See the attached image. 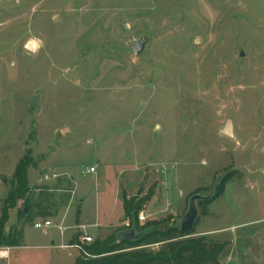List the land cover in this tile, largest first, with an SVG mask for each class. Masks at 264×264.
<instances>
[{
  "label": "rangeland",
  "instance_id": "rangeland-1",
  "mask_svg": "<svg viewBox=\"0 0 264 264\" xmlns=\"http://www.w3.org/2000/svg\"><path fill=\"white\" fill-rule=\"evenodd\" d=\"M24 158L29 191L3 225L15 241L41 219L69 246L115 238L124 204L147 230L180 228L226 178L192 233L139 249L203 238L218 264H264V0H0V218ZM43 234L28 229L11 264L90 254Z\"/></svg>",
  "mask_w": 264,
  "mask_h": 264
},
{
  "label": "trees",
  "instance_id": "trees-1",
  "mask_svg": "<svg viewBox=\"0 0 264 264\" xmlns=\"http://www.w3.org/2000/svg\"><path fill=\"white\" fill-rule=\"evenodd\" d=\"M30 164L31 162L26 158L20 161L15 172L17 189L5 201L1 209L0 247H14L19 242L15 241V237L11 234H3V225L7 222L8 212L16 204L17 199L23 197L29 191L27 169ZM227 181L226 178L222 179L219 183L220 188L217 191L214 190L212 199L199 203H209L220 197L224 193ZM124 211L130 227H135L137 232L139 229L140 232L138 233H143V236L137 241L117 242L115 235V238L111 237L103 242L96 240L86 244L87 246L84 249L82 247V251L87 255L90 253L89 256L81 254L76 258L74 264H218V256L222 251L221 246L207 244L203 238L168 243V251L164 253L153 254L139 249L143 246L169 242L178 236H187L190 233H183L180 228L174 226L168 228L153 227V229L147 230V225L151 224L140 226L137 212L132 214L127 209L126 204H124ZM21 213L24 214L23 210H21Z\"/></svg>",
  "mask_w": 264,
  "mask_h": 264
},
{
  "label": "water",
  "instance_id": "water-1",
  "mask_svg": "<svg viewBox=\"0 0 264 264\" xmlns=\"http://www.w3.org/2000/svg\"><path fill=\"white\" fill-rule=\"evenodd\" d=\"M146 44H147L146 39H141L138 42H133L131 47H132V51H133L134 56L138 57L143 52ZM65 131L66 130H63L62 134H64ZM221 134L225 137H228V138L234 137V127H233V123L231 121L227 122L226 126L221 131ZM0 178H4V176L0 175ZM141 191H142V189H141ZM141 191H140V193H141ZM213 195H214V191L211 194H209L208 196H203L201 194H195L189 199L188 210H187L185 216L183 217V219L181 220V223H180L181 232L191 233L194 230L195 225H196L197 220H198V216H199V212L197 209V202L209 201L210 199H212ZM23 212H26V208H23ZM142 236H143V233H138L136 228L133 227L131 229H124V230L119 231L116 234V239H117V242L137 241Z\"/></svg>",
  "mask_w": 264,
  "mask_h": 264
},
{
  "label": "built area",
  "instance_id": "built-area-1",
  "mask_svg": "<svg viewBox=\"0 0 264 264\" xmlns=\"http://www.w3.org/2000/svg\"><path fill=\"white\" fill-rule=\"evenodd\" d=\"M95 173V168L91 167L86 170V174ZM146 221V217L143 213L139 214V222ZM34 228L42 232H46L48 229L54 227V224L49 219L39 220L34 223ZM93 242V238L85 234L79 239L78 244L75 246H67L68 248H76L78 250H83L82 246L85 244H90ZM10 248L9 247H0V262H4L10 258ZM86 254V253H85ZM87 255V254H86Z\"/></svg>",
  "mask_w": 264,
  "mask_h": 264
},
{
  "label": "crops",
  "instance_id": "crops-1",
  "mask_svg": "<svg viewBox=\"0 0 264 264\" xmlns=\"http://www.w3.org/2000/svg\"><path fill=\"white\" fill-rule=\"evenodd\" d=\"M21 210H23V208L21 209ZM13 211L14 210H12V213H13ZM41 220H44V219H41ZM37 221H39V220H37ZM36 222V221H35ZM34 222V223H35ZM54 224V223H53ZM34 224H32V226L31 227H29V228H26L24 231H22V236H21V238L19 239V243L16 245V246H14V247H9L10 248V258L8 259V260H6V261H4L5 262V264H11L12 262H11V260H12V251H15V250H19V248H22V247H27V246H23V245H25L24 244V237H25V233L27 232V230L28 229H30V228H32V229H35L34 228V226H33ZM52 229H58V231H59V233H60V235H61V239L63 240V243L60 245V246H55L54 244V236H53V234H51V236H50V240H51V244H52V248H58V249H65V248H68L67 246H69V245H67L66 244V235H65V232H66V229L64 228V227H62L61 225H56V224H54V227L53 228H50V229H48L46 232H42V233H44L43 235H46L47 236V232L49 231V230H52Z\"/></svg>",
  "mask_w": 264,
  "mask_h": 264
}]
</instances>
